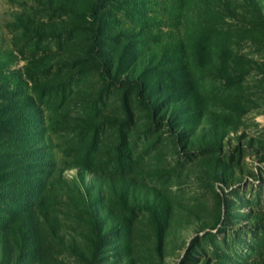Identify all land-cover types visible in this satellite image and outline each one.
<instances>
[{"label": "rangeland", "instance_id": "rangeland-1", "mask_svg": "<svg viewBox=\"0 0 264 264\" xmlns=\"http://www.w3.org/2000/svg\"><path fill=\"white\" fill-rule=\"evenodd\" d=\"M0 264H264V0H0Z\"/></svg>", "mask_w": 264, "mask_h": 264}, {"label": "trees", "instance_id": "trees-1", "mask_svg": "<svg viewBox=\"0 0 264 264\" xmlns=\"http://www.w3.org/2000/svg\"><path fill=\"white\" fill-rule=\"evenodd\" d=\"M96 21L98 20V15H97V10L94 11V14L92 16ZM98 58L100 59V62L102 63V69L104 70V77L107 79V80H111L112 77L108 74L107 72V69H106V64H105V60L103 58L102 55H98ZM126 82H134V83H137L138 85L141 86V81L139 80H129V79H122V80H119L118 83H126Z\"/></svg>", "mask_w": 264, "mask_h": 264}]
</instances>
